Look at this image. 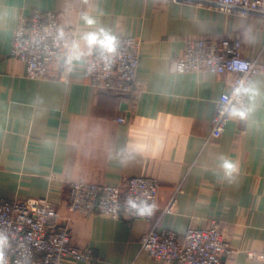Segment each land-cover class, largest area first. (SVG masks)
Segmentation results:
<instances>
[{"label":"crops","instance_id":"1","mask_svg":"<svg viewBox=\"0 0 264 264\" xmlns=\"http://www.w3.org/2000/svg\"><path fill=\"white\" fill-rule=\"evenodd\" d=\"M215 1L0 0V199L51 200L73 244L99 256L95 264H164L142 250L143 235L157 226L184 236L212 221L221 222L234 252L223 264H264V74L251 82L246 117L233 116L222 137L208 142L234 76L175 71L189 38H238L244 58L264 64V18L206 3ZM36 11L59 12L85 53L81 37L100 28L140 38L135 89L126 96L94 90L84 76L88 55L70 64L59 58L47 79L27 78L11 49L21 17ZM85 15L96 23L86 24ZM225 160L237 166L231 175ZM134 177L159 183L151 224L68 208L73 182L121 186ZM173 198L175 212L164 214Z\"/></svg>","mask_w":264,"mask_h":264},{"label":"built area","instance_id":"2","mask_svg":"<svg viewBox=\"0 0 264 264\" xmlns=\"http://www.w3.org/2000/svg\"><path fill=\"white\" fill-rule=\"evenodd\" d=\"M221 12L264 18V0H216L206 2ZM64 36L61 38L60 32ZM114 53L95 46L84 59V76L97 92L126 96L134 89L141 60L142 40L118 36ZM78 40L75 27L66 26L63 16L55 11H36L30 18L21 17L11 49V57L26 66V77L44 80L52 74L59 58L67 59V42ZM210 71L231 74L232 85L220 98L208 142L226 132L233 107L248 110L249 88L255 75L264 74V64L243 56L240 39L215 40L210 37L189 38L185 51L175 62L177 73ZM227 109V110H226ZM136 207L132 206V203ZM177 199L170 200L164 214L175 212ZM142 207L151 212H141ZM71 212L88 218L96 215L119 219H141L151 224L159 211V183L151 177L126 179L121 186L73 182L68 198ZM59 213L51 200L30 199L7 201L0 199V264H61L63 259H75L95 264L99 256L91 248L73 244L70 228L61 226ZM143 251L164 264H223L224 256L233 255L221 222L207 226H191L184 236L154 226L140 240ZM257 254L250 253L255 259Z\"/></svg>","mask_w":264,"mask_h":264},{"label":"clouds","instance_id":"3","mask_svg":"<svg viewBox=\"0 0 264 264\" xmlns=\"http://www.w3.org/2000/svg\"><path fill=\"white\" fill-rule=\"evenodd\" d=\"M83 19L85 21L86 24L88 25H93L96 23V21L85 15L83 16ZM60 36L61 38H63L64 33L63 31L60 32ZM81 39L85 42L86 46L88 47L89 51L87 53L83 52L80 49V45L78 42L73 41L71 42V44L69 45L67 42L65 43V47L68 48V54H67V63H71L72 60H80L83 56L85 55H90L91 54V50L94 46H99V48L106 53H114L116 50V38L112 35H110L107 31H105L103 28H100L98 32H90V33H86L85 35H83L81 37ZM244 91V92H249L252 91L249 88H237L235 90L236 94H238L239 92ZM227 110V109H226ZM229 114L231 116H238L241 119H244L247 115V111H241L235 107H233L232 109L229 110ZM223 167L226 170V173L228 175H231L232 172L237 170V166L232 163L231 161L225 160ZM130 203H132L130 201ZM133 207H136V205L134 203H132ZM141 212H151V208L148 207H142L141 208ZM0 259H2V253H0Z\"/></svg>","mask_w":264,"mask_h":264}]
</instances>
